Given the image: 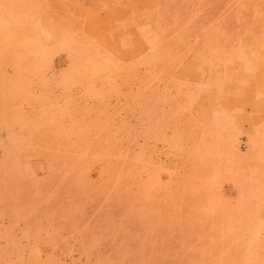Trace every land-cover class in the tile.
<instances>
[{
  "label": "rangeland",
  "instance_id": "rangeland-1",
  "mask_svg": "<svg viewBox=\"0 0 264 264\" xmlns=\"http://www.w3.org/2000/svg\"><path fill=\"white\" fill-rule=\"evenodd\" d=\"M0 264H264V0H0Z\"/></svg>",
  "mask_w": 264,
  "mask_h": 264
}]
</instances>
